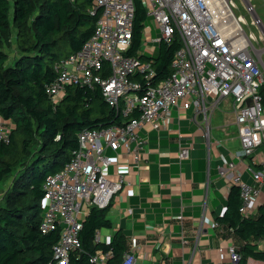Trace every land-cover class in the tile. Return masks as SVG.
I'll use <instances>...</instances> for the list:
<instances>
[{"label": "built area", "instance_id": "obj_1", "mask_svg": "<svg viewBox=\"0 0 264 264\" xmlns=\"http://www.w3.org/2000/svg\"><path fill=\"white\" fill-rule=\"evenodd\" d=\"M137 1L94 0L100 17L93 35L80 50L57 62V75L47 86L51 101L57 105L70 85H100L106 101L128 117L123 124L83 129L71 160L46 178L45 212L40 228L43 233L60 230L54 259L48 264H69L71 252L81 247L79 235L86 210L108 207L125 183H130L123 175L111 177L108 169L112 158L106 149L123 148L134 155L138 165L147 142L139 133L141 127L149 124L159 130L167 126L173 107L193 106L196 115H204L201 125L209 135L211 113L226 99H233L241 144L236 156L254 182H245L239 163L225 156L218 166L219 174L240 186V211L245 216L254 214L264 201L263 154L259 168L246 160L264 143V105L260 92L264 68L252 52L254 35L244 29L246 20L236 14L235 1L139 0L160 33L154 38L148 32L143 35L144 41L171 43L176 37L181 40L172 61V73L159 82H153L155 68L151 56L155 48L149 54L139 51L141 55H149L148 58L128 54L134 38ZM246 8L253 13L251 4ZM254 24L259 25L260 20L254 18ZM11 128L12 122L0 115V140L9 139ZM190 156L191 146L179 136L180 162ZM99 240L97 233L96 241ZM226 251L232 264H244L236 245H228ZM111 256L112 251L95 253L89 264H109ZM121 264L143 263L135 253L125 252Z\"/></svg>", "mask_w": 264, "mask_h": 264}, {"label": "trees", "instance_id": "obj_2", "mask_svg": "<svg viewBox=\"0 0 264 264\" xmlns=\"http://www.w3.org/2000/svg\"><path fill=\"white\" fill-rule=\"evenodd\" d=\"M99 17L94 0H0V115L12 122L9 139L0 140V190L6 183L0 191V264H48L54 259L60 230L43 233L40 228L46 178L71 160L83 129L128 120L106 101L100 85H70L57 105L47 91L57 75V62L83 47ZM149 19L138 0L128 54L141 55ZM180 47L179 37L158 42L151 56L153 82L170 76ZM260 92L264 105V85ZM241 204V188L235 184L218 221L238 239L235 245L243 263L250 257L264 261L259 244L264 240V201L255 216L242 214ZM82 223L81 247L71 252L69 264H89L98 249L112 251L109 264H121L126 249L122 232L108 243L94 242L97 231L110 226L108 207L90 208Z\"/></svg>", "mask_w": 264, "mask_h": 264}, {"label": "crops", "instance_id": "obj_3", "mask_svg": "<svg viewBox=\"0 0 264 264\" xmlns=\"http://www.w3.org/2000/svg\"><path fill=\"white\" fill-rule=\"evenodd\" d=\"M245 3L251 4L254 11L249 13L246 7H239V15L244 16L250 28L248 33L254 35L252 52L264 68V0ZM255 15L259 25L254 24ZM151 29L147 25L144 34L148 35ZM151 42L156 43L142 38L141 50L147 54L154 48L156 51L157 46L150 45ZM203 120L204 115H196L193 106L173 107L167 126L158 130L143 125L139 133L147 142L138 165L134 155L125 149H106L112 158L108 169L111 177L123 175L130 183H125L113 197L108 206L110 226L99 229L100 240L96 241L95 236L94 242L108 243L117 232H122L126 237L125 252L135 253L143 264H232L226 248L239 242L218 220L227 211L235 183L219 174L222 156L239 163L245 182L252 184L254 180L236 156L241 144L233 99H226L211 113L209 135L201 125ZM179 136L191 146L190 158L182 162L178 157ZM262 154L264 157V143L246 160L259 168ZM257 212L258 209L251 216ZM87 213L86 210L84 217ZM259 244L264 248V240ZM103 253L102 249L96 251ZM244 264L264 261L250 257Z\"/></svg>", "mask_w": 264, "mask_h": 264}, {"label": "rangeland", "instance_id": "obj_4", "mask_svg": "<svg viewBox=\"0 0 264 264\" xmlns=\"http://www.w3.org/2000/svg\"><path fill=\"white\" fill-rule=\"evenodd\" d=\"M235 1L237 3L235 12H236V14H239V7L240 8L241 7L245 8L246 7V3H245V0H235ZM247 14H248L247 18L249 19L251 16H250L249 13H247ZM149 18L150 19L148 20V25L152 27V29H151L152 35H153L154 38H158L160 36V33H159L158 29L156 28V23L154 22L153 17L150 16ZM244 29L246 30L247 33L250 31V28L247 25H244ZM150 45H156L157 46L158 42H156L154 44H153V42H151ZM144 46H145V44H144ZM10 53L13 54V56H14L17 52L14 49V50H11ZM5 184H3L1 186V190H0L1 192H3Z\"/></svg>", "mask_w": 264, "mask_h": 264}, {"label": "water", "instance_id": "obj_5", "mask_svg": "<svg viewBox=\"0 0 264 264\" xmlns=\"http://www.w3.org/2000/svg\"><path fill=\"white\" fill-rule=\"evenodd\" d=\"M255 19H259L256 15L254 16Z\"/></svg>", "mask_w": 264, "mask_h": 264}]
</instances>
